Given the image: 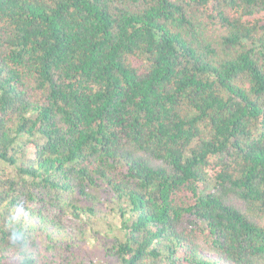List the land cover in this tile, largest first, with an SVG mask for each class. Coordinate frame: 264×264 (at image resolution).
Masks as SVG:
<instances>
[{"label":"trees","instance_id":"1","mask_svg":"<svg viewBox=\"0 0 264 264\" xmlns=\"http://www.w3.org/2000/svg\"><path fill=\"white\" fill-rule=\"evenodd\" d=\"M97 258L264 264V0H0V264Z\"/></svg>","mask_w":264,"mask_h":264},{"label":"rangeland","instance_id":"2","mask_svg":"<svg viewBox=\"0 0 264 264\" xmlns=\"http://www.w3.org/2000/svg\"><path fill=\"white\" fill-rule=\"evenodd\" d=\"M112 206L110 201L103 200L100 208L108 213ZM89 233L90 236L85 247L93 255H98L99 258L104 249L110 246L115 239H121L124 235L120 228L119 220L115 217H110L108 221L100 222L99 226L95 227V229H90ZM99 258H97L98 264H105Z\"/></svg>","mask_w":264,"mask_h":264}]
</instances>
